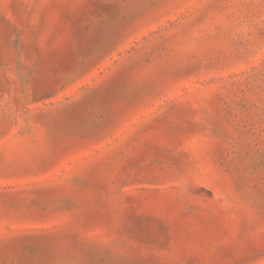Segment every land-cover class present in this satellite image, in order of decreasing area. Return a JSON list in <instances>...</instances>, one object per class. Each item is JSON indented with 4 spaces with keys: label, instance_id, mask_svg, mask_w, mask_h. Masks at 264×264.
<instances>
[{
    "label": "rangeland",
    "instance_id": "rangeland-1",
    "mask_svg": "<svg viewBox=\"0 0 264 264\" xmlns=\"http://www.w3.org/2000/svg\"><path fill=\"white\" fill-rule=\"evenodd\" d=\"M0 264H264V0H0Z\"/></svg>",
    "mask_w": 264,
    "mask_h": 264
}]
</instances>
